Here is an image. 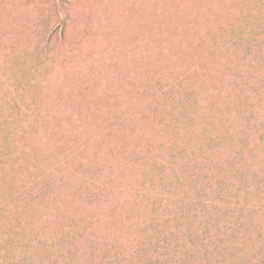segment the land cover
<instances>
[{
	"label": "rangeland",
	"instance_id": "374dc122",
	"mask_svg": "<svg viewBox=\"0 0 264 264\" xmlns=\"http://www.w3.org/2000/svg\"><path fill=\"white\" fill-rule=\"evenodd\" d=\"M217 173L264 206V0H0V264H135Z\"/></svg>",
	"mask_w": 264,
	"mask_h": 264
},
{
	"label": "trees",
	"instance_id": "16d2710c",
	"mask_svg": "<svg viewBox=\"0 0 264 264\" xmlns=\"http://www.w3.org/2000/svg\"><path fill=\"white\" fill-rule=\"evenodd\" d=\"M216 177L213 187L205 183L204 194L197 199H182L170 205L174 209L164 211L161 218L150 217L149 225L162 231L156 241L146 239L134 252L135 264H240L244 258L237 252L253 264H264V221H254L248 204L256 203L252 208L256 214L264 212V206L250 202L242 188L232 192L222 176L217 173ZM159 201L161 204L164 198ZM155 209L156 206L152 213ZM215 214L219 217L215 218ZM252 226L247 241L239 244L240 236ZM236 246L246 248L241 251Z\"/></svg>",
	"mask_w": 264,
	"mask_h": 264
}]
</instances>
